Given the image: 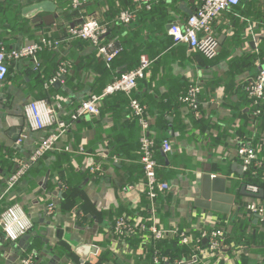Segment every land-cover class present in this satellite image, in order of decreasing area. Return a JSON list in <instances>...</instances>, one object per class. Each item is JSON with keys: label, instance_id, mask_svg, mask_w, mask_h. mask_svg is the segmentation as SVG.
Returning <instances> with one entry per match:
<instances>
[{"label": "crops", "instance_id": "0c3cea01", "mask_svg": "<svg viewBox=\"0 0 264 264\" xmlns=\"http://www.w3.org/2000/svg\"><path fill=\"white\" fill-rule=\"evenodd\" d=\"M47 2L46 9L34 10ZM195 7L193 0H156L151 10L133 0H86L74 10L69 0H0V49L19 50L45 35L59 42L38 54L37 64L30 57L12 60L0 87V214L18 203L33 222L18 241H0V264H20L34 256L35 264H155L156 253L167 258L162 264H190L195 255L196 264H264V227L246 208L255 199L264 203V197L242 192L246 176L237 153L241 142L250 143L264 164V117L254 118L246 92L264 65V0H242L214 23L220 41L214 60L175 45L170 37L171 26L185 23ZM123 10L136 13L129 26L118 22ZM92 18L110 26L103 42L122 48L111 68L89 42L68 35L69 28ZM143 56L152 64L132 98L152 119L158 176L172 188L156 202L157 220L166 229L176 225L181 232L190 231V245L179 235L147 245L142 233L133 238L114 235L120 217L150 216L148 211L145 216L150 201L142 193L140 124L125 94L102 99L99 115L73 123L52 154L41 158L16 186L8 184L49 133L29 126L28 105L43 101L55 121H69L76 108L102 95L121 73L137 68ZM196 83L202 87L199 114L183 102ZM165 139L172 141L169 154L161 147ZM171 155L182 159L175 163ZM261 173L264 177V169ZM205 174L226 179V194H215L218 210L196 205ZM206 215L226 237L223 260L207 258V241L195 252L202 232L212 230L202 225ZM236 226L250 235L248 244L230 241ZM168 245L187 250L189 256L174 257Z\"/></svg>", "mask_w": 264, "mask_h": 264}, {"label": "built area", "instance_id": "2783aa9c", "mask_svg": "<svg viewBox=\"0 0 264 264\" xmlns=\"http://www.w3.org/2000/svg\"><path fill=\"white\" fill-rule=\"evenodd\" d=\"M74 10H79L86 0H69ZM134 3L143 6L147 10H151L156 0H133ZM196 7L193 13L188 17L185 23L173 24L169 34L175 45L184 44L192 50L199 52L209 60H214L220 52V41L217 38L214 23L222 16L224 12L230 11L232 8L240 5L242 0H193ZM136 20V13L131 10H123L118 15V22L122 25H130ZM110 26L102 24L98 20L92 18L87 19L83 24L69 28L68 35L72 39L89 42L99 55L104 58L108 68L112 67L114 60L120 55L122 48L114 42L105 44L103 38L109 34ZM59 42L51 39L49 36H42L36 43L26 45L19 50L7 52L0 49V87L6 80L9 73V63L12 60H20L25 57L33 58L37 64V56L46 49H53L58 46ZM152 62L143 56L140 65L133 69L122 73L116 79L105 87L103 94L94 95L89 100L84 101L71 115L69 121L54 120V111L46 105L45 102L39 101L31 103L26 108V117L29 126L33 130L49 132L34 149L27 162L22 163L17 172L12 174L8 180L10 188L16 186L20 180L27 174L28 170L35 166L38 161L47 153L55 150L57 144L63 139L68 132L70 126L76 121L86 117L87 115H99V103L102 99L116 94H125L130 97V108L134 117L140 124V149L141 163L143 165L144 183L142 193L147 196L150 201L149 208L146 209L150 213L149 218L143 219L139 217L135 219L131 216H122L117 221L114 229V235L118 237L133 238L138 233L143 235V244L149 242L159 243L169 237L179 235L182 243L190 245L194 242L190 231H180L178 226L172 229H166L158 223L157 217V200L161 194H165L172 190L171 185L163 182L158 176V162L155 157L156 141L152 136L151 125L152 119L147 108L137 99L132 98L133 93L137 90L139 82L146 79L149 75V69ZM65 69H61V73H65ZM54 82V81H53ZM201 85L199 83L190 86L188 94L184 97L188 107L195 113H200L199 97L201 94ZM246 92L249 99L253 102L256 111L254 116L261 115L264 107V65L258 68L256 76L246 85ZM1 96V92H0ZM162 150L168 154L173 151L172 141L165 139L162 142ZM238 156L243 161V173L250 172L257 175L258 171L264 169V164L258 158V151L250 143H240L237 148ZM98 168H93L92 172ZM244 188L248 193L255 195L260 194L259 186L247 183ZM130 188L128 191H133ZM49 210L53 211L54 203L49 205ZM251 215L256 217L264 227V203L258 200L249 202L246 206ZM202 225L211 227L210 232L203 231L199 239L195 252L200 249V242L207 241L208 248L205 250L207 258L217 256L223 260V251L225 249V235L222 231L214 228L215 221L210 215L202 216ZM151 222V224H149ZM203 226V227H204ZM33 228L32 219L25 212L24 208L15 203L0 214V241L16 242L24 235L29 233ZM200 243V244H199ZM114 251V250H113ZM203 253V250L201 251ZM167 258L161 257L160 253H156L155 264L166 262ZM190 264L197 263V256L188 262ZM20 264H35V256L23 259ZM178 264H187L179 261Z\"/></svg>", "mask_w": 264, "mask_h": 264}, {"label": "trees", "instance_id": "16d2710c", "mask_svg": "<svg viewBox=\"0 0 264 264\" xmlns=\"http://www.w3.org/2000/svg\"><path fill=\"white\" fill-rule=\"evenodd\" d=\"M131 25V24H130ZM126 26H129V25H126ZM122 74V73H121ZM120 74V75H121ZM118 75V76H120ZM120 95H124V94H120ZM110 97V96H109ZM126 97V96H125ZM107 98V97H106ZM129 102V107H130V100H128ZM77 109V108H76ZM75 109V110H76ZM131 109V108H130ZM254 112L256 111V108H254ZM74 110V111H75ZM132 112V110H131ZM253 112V114H254ZM254 116V115H253ZM132 117H134L133 113H132ZM264 117V110L262 111L261 115L255 117L254 118H257L260 119V118H263ZM135 118V117H134ZM81 120V119H80ZM206 119H204L205 121ZM152 126L151 125V129H152ZM152 132V131H151ZM153 133V132H152ZM153 136V135H152ZM155 139V138H154ZM156 141V140H155ZM52 152V151H51ZM55 152V151H54ZM48 154H52V153H48ZM169 154V153H168ZM174 159V162L177 163V162H180L182 158H179L178 155H171V160ZM41 161V160H40ZM39 161V162H40ZM38 162V163H39ZM245 181H244V186L247 184V183H250V184H255L257 186H260V187H264V177H263V174L261 173V171H258L257 172V175H253L252 172L248 173V174H245ZM132 214V213H131ZM133 215V214H132ZM148 212L146 211V215L145 216H148ZM159 217V215H158ZM186 227H184L183 229H185ZM229 237H230V241L233 242V241H238L239 243L241 244H248L251 239H250V235L247 233L246 230H244L243 227H240V226H236V228L231 232V234H229ZM206 241H202L201 242V245H203ZM229 243V242H228ZM207 246H208V243H205ZM168 250H170L171 254L174 256V257H178V258H181V257H188L189 255V252H187V250L183 249V248H176L174 249L172 246L168 245L167 248ZM264 250V248H262ZM261 250V251H263ZM110 256V253H108L106 255V258H108ZM148 260H150V255H149V258ZM187 262H190V261H187Z\"/></svg>", "mask_w": 264, "mask_h": 264}, {"label": "water", "instance_id": "95a60500", "mask_svg": "<svg viewBox=\"0 0 264 264\" xmlns=\"http://www.w3.org/2000/svg\"><path fill=\"white\" fill-rule=\"evenodd\" d=\"M51 4L50 2L43 3L34 7V10L39 9H46V6ZM48 9V8H47ZM242 192L245 195H249L252 197H264V190H261L260 194L255 195L252 193H248L246 189L243 187ZM215 194H226V179L220 177H213L210 174H205L202 177V187H201V194L200 198L195 200L196 205L205 208V209H212L218 210L216 207V201H218V197ZM89 248V247H88Z\"/></svg>", "mask_w": 264, "mask_h": 264}]
</instances>
